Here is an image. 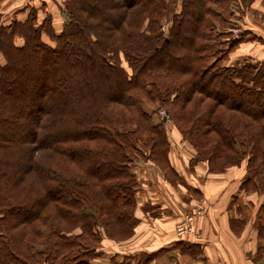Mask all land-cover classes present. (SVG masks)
<instances>
[{
    "label": "trees",
    "instance_id": "obj_1",
    "mask_svg": "<svg viewBox=\"0 0 264 264\" xmlns=\"http://www.w3.org/2000/svg\"><path fill=\"white\" fill-rule=\"evenodd\" d=\"M29 1L0 21V264H95L102 238L131 237L132 163L182 181L159 110L190 165L244 164L264 259V60L227 61L263 41L229 31L254 0H63L59 30Z\"/></svg>",
    "mask_w": 264,
    "mask_h": 264
},
{
    "label": "crops",
    "instance_id": "obj_2",
    "mask_svg": "<svg viewBox=\"0 0 264 264\" xmlns=\"http://www.w3.org/2000/svg\"><path fill=\"white\" fill-rule=\"evenodd\" d=\"M62 1L30 0L29 3L37 7L43 5L59 30L63 23L59 10ZM24 2L28 0L20 3ZM260 31L264 33L263 29ZM262 38L263 41L241 42L227 61L242 56L264 60ZM177 136L180 138L179 134ZM182 151L184 153L178 154L177 150L169 153L170 162L182 179L175 183L165 179L155 165L136 163L140 165L134 172L139 182L135 193L138 224L128 239L102 238L95 264H264V259L253 260L259 242L254 222L261 197L240 189L244 164L211 173L205 162L190 165L188 161L193 156L190 146L185 145ZM145 206L150 210H145ZM195 207L201 213L194 216L192 233L177 236L175 223L185 210ZM231 219L237 220L233 226ZM179 242L195 244L197 250H184ZM137 255L144 259L138 260Z\"/></svg>",
    "mask_w": 264,
    "mask_h": 264
},
{
    "label": "rangeland",
    "instance_id": "obj_3",
    "mask_svg": "<svg viewBox=\"0 0 264 264\" xmlns=\"http://www.w3.org/2000/svg\"><path fill=\"white\" fill-rule=\"evenodd\" d=\"M21 1H23V0H20V1H18V0H3V2L1 3L2 4L1 8H0V21L2 23L3 22H4V24L9 23L13 12L16 9H18L19 7H21L20 5H23L25 3V2L20 3ZM25 1H27V0H25ZM59 10H60V14H61V19L63 18L62 20H65L66 16H65L64 12L61 11V8H59ZM41 16H44V13L41 14ZM260 29L264 30V0H254L251 3L250 8H248L245 11V13L243 15H241L240 17L233 19L230 26H229L231 38H235V37L239 36L242 32H245V30L250 31V33H253L259 37L261 36V38H262V37H264V33L261 32ZM19 41L20 40L17 39V42H19ZM251 57H253V56H251ZM253 58L257 59L256 57H253ZM156 115L157 116H155V119L161 118L163 120V117L165 118V120L162 122H164V127H165V130L167 132V136H168V139L170 141V144H171V151L170 152L177 150L178 154L180 152L184 153V151H182V149L187 144L185 142H183L181 140V138H179L177 136L178 135L177 131L175 130L173 124L171 123L172 121H170L169 115L167 114V112H165L164 110H159ZM138 162H144V164L150 163L149 161H143L141 159L135 160L134 163H132L133 164L132 170L134 172H135V170L138 169V166H140L138 164L136 165V163H138ZM150 164H152V163H150ZM135 165H136V167H135ZM148 210H150L149 206H148ZM136 258H138V260L142 261L144 259V256L137 255ZM122 262L128 263V261H126V260H122Z\"/></svg>",
    "mask_w": 264,
    "mask_h": 264
},
{
    "label": "built area",
    "instance_id": "obj_4",
    "mask_svg": "<svg viewBox=\"0 0 264 264\" xmlns=\"http://www.w3.org/2000/svg\"><path fill=\"white\" fill-rule=\"evenodd\" d=\"M200 213L201 210L197 207L185 210L182 217L174 225L175 234L179 237L191 234L194 216Z\"/></svg>",
    "mask_w": 264,
    "mask_h": 264
},
{
    "label": "water",
    "instance_id": "obj_5",
    "mask_svg": "<svg viewBox=\"0 0 264 264\" xmlns=\"http://www.w3.org/2000/svg\"><path fill=\"white\" fill-rule=\"evenodd\" d=\"M165 120V118L163 117V121Z\"/></svg>",
    "mask_w": 264,
    "mask_h": 264
}]
</instances>
